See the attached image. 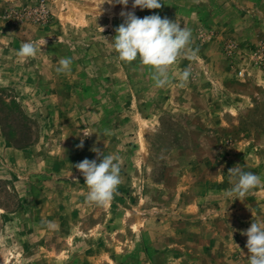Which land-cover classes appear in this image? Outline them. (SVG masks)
Returning a JSON list of instances; mask_svg holds the SVG:
<instances>
[{"label":"rangeland","instance_id":"obj_1","mask_svg":"<svg viewBox=\"0 0 264 264\" xmlns=\"http://www.w3.org/2000/svg\"><path fill=\"white\" fill-rule=\"evenodd\" d=\"M122 11L191 30L164 87L114 50ZM29 41L44 45L21 57ZM62 58L72 63L57 72ZM93 149L120 165L103 204L75 168L99 162ZM230 168L261 183L232 200ZM253 222L264 223V0H0V264H249Z\"/></svg>","mask_w":264,"mask_h":264},{"label":"clouds","instance_id":"obj_2","mask_svg":"<svg viewBox=\"0 0 264 264\" xmlns=\"http://www.w3.org/2000/svg\"><path fill=\"white\" fill-rule=\"evenodd\" d=\"M107 2L126 6L129 0H107ZM137 6L140 9H159L161 0H132L133 9ZM120 15L124 20L115 29L116 34L112 38L113 48L118 53L119 59L126 62L139 59L143 65L151 66L154 69L152 79L156 87H164L169 83L167 69L176 62L181 51L190 43L191 30L158 14L139 18L134 11H122ZM44 44L38 48L36 42H24L18 54L25 58L34 57ZM71 63L70 58H62L59 61L60 67L56 71L67 70ZM189 75V71L185 70L180 79L186 81ZM88 134L84 133L85 136ZM79 146L83 147V141ZM93 151L102 157L99 162L85 158L75 164V168L81 171L88 186L87 199L103 204L112 199L121 183L120 165L114 162L113 156H105L99 149ZM228 172L234 178L233 187L227 193L232 200L242 199L261 183L260 177L254 172L244 171L242 168H230ZM242 234L247 236L249 264H264V223L253 222Z\"/></svg>","mask_w":264,"mask_h":264}]
</instances>
